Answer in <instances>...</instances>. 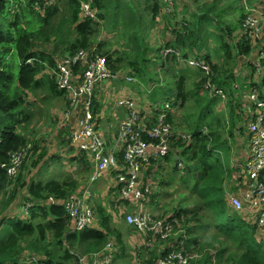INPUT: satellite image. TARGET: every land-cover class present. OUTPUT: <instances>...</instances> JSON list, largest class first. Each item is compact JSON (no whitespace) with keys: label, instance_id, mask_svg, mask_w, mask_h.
<instances>
[{"label":"trees","instance_id":"obj_1","mask_svg":"<svg viewBox=\"0 0 264 264\" xmlns=\"http://www.w3.org/2000/svg\"><path fill=\"white\" fill-rule=\"evenodd\" d=\"M164 1L65 0L60 8L55 4L46 7V0H0V264H80L85 257L102 252L110 242H114L120 251L115 260L127 257L124 234L100 201L95 200L92 204L96 224L80 232L73 231L74 223L65 207L49 203L51 197L65 200L86 187L79 188V181L72 178L37 180L40 169L35 173L30 170L47 157L46 151L31 164L30 174L24 175L26 162L34 160L33 151L38 149L33 137L26 133L27 127L21 128L33 118L29 108L36 101L33 95L47 88L54 95H65L70 108L68 94L59 89L57 78L50 75L49 70H55L58 63L80 50H91L95 46L113 72L125 71L140 82L149 83L145 94L155 104V114H160L159 109H167L173 132L191 136L189 141L176 138L168 157L147 166L148 174L154 178L160 177L162 168L167 166L187 176L182 180L188 192L186 198L174 199L173 203L178 202V206L166 210L161 217L177 219V230L180 226L190 231L192 245L204 253L201 260L191 264H264V228L249 221L247 213L235 212L225 189V183L230 179L243 181L241 173L247 148L245 142L241 143L244 154H240L241 159L237 160L235 137L244 133L246 136L247 126L243 121L257 111V107L246 104L244 98L256 89L259 100L264 102V78L256 66L264 36L257 43L248 36L244 27L248 12L240 0H234V4L228 6L224 4L225 0H204L203 5L192 13L185 9L184 15L191 14V19L184 16L182 22L179 20L175 25L179 29L172 30H169V24L178 18V12L175 11L173 17L164 13V8L175 7L176 2L167 0L165 4ZM84 3L90 4L96 17L82 14ZM248 5L264 11V0H248ZM238 7L244 8L246 14L227 24V12L232 11L236 16ZM185 19L188 21L184 22ZM159 24L164 25L166 32L173 33L170 38L167 35L164 46L166 51H172L171 56H167L162 48H152L148 41V36L158 30ZM105 29L125 41L123 51L107 49L111 44L98 40ZM232 36L233 39L227 41L226 38ZM236 36L239 40L234 39ZM210 39H213L214 46L209 44ZM52 41L55 43L53 53L42 49ZM153 52L162 59L160 67L165 70V75L184 72L175 80L174 86L165 89L156 77L152 78L155 74L149 68L156 65L155 58L150 56ZM189 59L203 62L210 68L209 73L201 66L190 68ZM74 71L81 77L82 64ZM186 73L188 76H184ZM104 88L116 87L104 84L97 90ZM216 89L223 91L225 99L221 95L214 96ZM125 96L132 97L128 92ZM141 101L145 110L152 109L146 101ZM219 102H226L229 117L216 111ZM187 103H193L196 112L193 108H186ZM102 106L96 101L93 103L96 121ZM147 114L146 111L144 116ZM60 120L64 123L60 135L66 128V135L70 137L73 129L64 122V116ZM100 120L102 118L98 117V123ZM69 137L67 141L58 138L59 143L61 146L70 145L79 153ZM29 145L33 147L29 148ZM14 154L21 155L23 160L17 175L10 177L8 169ZM79 155V161L93 175V161L86 154ZM72 160L76 161L78 157ZM120 162L124 166L122 155ZM180 163L184 165L183 169L179 168ZM48 169L51 171V166ZM115 177L116 173L112 180ZM116 190L112 189L110 195L117 204L129 209L132 204L120 200ZM234 190L239 191L237 187ZM22 193H26L24 206L29 207L25 211L26 217L8 216L7 211ZM150 197L152 195H149L147 205ZM132 230V234L142 240V235ZM210 232H214L212 237L206 235ZM129 238L128 243H132ZM228 242L237 250H233ZM166 249V245L157 241L155 251L148 249L143 253V248L137 249L139 257L136 258L155 263L167 255ZM136 258L133 256V261Z\"/></svg>","mask_w":264,"mask_h":264},{"label":"built area","instance_id":"obj_2","mask_svg":"<svg viewBox=\"0 0 264 264\" xmlns=\"http://www.w3.org/2000/svg\"><path fill=\"white\" fill-rule=\"evenodd\" d=\"M58 1L46 0V7L53 6ZM246 10L248 15L244 27L248 36L257 43L256 41L264 36V11L249 5L246 6ZM81 12L85 17H96L89 3L82 4ZM258 52L260 56L256 66L259 75L264 78V43L261 44ZM187 62L190 66L196 64L194 68L201 66L207 73L210 71L208 66L197 59H189ZM79 64L84 68L81 77L76 76L74 71ZM53 71L59 89L66 92L71 101L70 109L64 115V122L69 123V117H72L70 123L73 122L71 126L73 131L70 139L75 145L73 147L79 153L88 155L94 163V173L90 177L91 184L99 179H110L111 184L114 185L112 189H117L119 199L132 204L134 211L126 217V223L142 235V245L154 249V243L161 241L167 247V255L158 262L142 261L136 258L139 257L137 254L134 256L136 259L133 264H189L201 260L204 253L197 251L194 245L188 244L190 231L180 226L178 231L177 219L157 216L147 205L149 195L154 194V190L158 189L156 178L148 174L147 166L168 157L176 138L189 141L191 136L173 132V127L168 121L167 109H159L160 114H155L151 109L145 110L141 100L123 96L117 98L116 108L125 110L126 117L120 121L116 128L117 132L110 139L107 138L98 123V117L97 121L95 119L93 103L96 101L103 104L101 99L106 98L104 96L106 91L111 89H97L104 84H113L115 80L125 79L127 82H136V79L125 71L113 72L107 59L99 55L97 46L91 50H80L64 59ZM114 89L117 91V88ZM215 95L225 97L223 91L218 89ZM245 99L246 104L257 107L255 115L245 117L246 120L243 121L247 126L245 138L247 132L249 136L242 171L251 183L245 185L244 190L239 189L238 193H227V197L235 211L247 212L249 221L264 228V102L259 100L256 89L247 93ZM166 108L169 106L166 105ZM146 111L148 114L144 116ZM74 117H79L75 119V123ZM154 123L156 126H153ZM32 147L29 145V148ZM120 155L123 156L124 166L120 162ZM22 160L21 155H12L8 169L10 177L17 175ZM179 168L183 169L184 165L180 163ZM115 173L116 177L112 180ZM92 198L94 196L84 189L78 190L65 200L51 197L49 203L65 207L73 220V231L80 232L97 222L91 204ZM115 245L114 242H110L102 252L85 257L80 264H112L118 254Z\"/></svg>","mask_w":264,"mask_h":264},{"label":"rangeland","instance_id":"obj_3","mask_svg":"<svg viewBox=\"0 0 264 264\" xmlns=\"http://www.w3.org/2000/svg\"><path fill=\"white\" fill-rule=\"evenodd\" d=\"M60 1V0H59ZM57 2L55 6H59L60 8L62 7L63 3L65 0H62L61 2ZM204 0H175L176 4L175 7L173 5L167 6L164 8V13H170L175 17L176 14L175 11L178 12V18L176 20L172 21V25L169 24V30L172 29H179L176 28V24L179 23V20L182 22V19L184 16L188 18L189 20L191 19V14H186L184 15V10L188 9L187 13H192L193 11L199 9L203 4ZM241 3L243 2V5L246 6L248 5V0H240ZM167 0L164 1L165 4ZM209 2H212V0H209ZM169 3H171L169 1ZM233 3L234 0H225L224 4L229 5ZM172 4V3H171ZM16 7V6H13ZM227 8V7H226ZM14 11V10H13ZM245 15L246 11L244 8L238 7V11L235 14H232V11H228L226 16V23L227 24H232L235 22L238 16L240 15ZM188 21L187 19L184 20ZM158 30H154L150 35L148 36V41L151 43V47L154 49H160L162 48L165 50L166 55L171 56V53L169 50L166 51L164 48L165 42H167V35L170 38L173 33L171 31L166 32L164 30V25H158ZM206 28H209L207 26ZM213 28V27H212ZM214 29V28H213ZM227 41H231L233 39L232 37L226 38ZM235 40H239V38L236 36L234 37ZM100 42H107L111 44V46L107 49H111L112 51H123L124 50V42L121 37L114 35L113 33H110L109 30L105 29V32L102 31L99 39ZM209 44L214 46L213 39L209 40ZM43 50L47 51L48 53H53L55 50V43L52 41L51 43H48L47 45H43ZM103 50H106V47L103 48ZM153 58H155V66H151L149 68L151 73H154L155 76H152V78H155L159 80V82L164 84V88H170L174 86L175 80L179 77H181L184 72H178L176 75H165L163 71L164 69H161L160 65L162 62V59L158 57L154 52L151 53ZM57 57V56H56ZM194 66H189L190 68H194ZM180 68V66H179ZM50 75H54L53 70H49ZM184 76H188V73H186ZM151 77V75H150ZM190 77V76H189ZM135 78V77H134ZM136 82H127L125 79L121 80H115L113 82L114 86L117 88V91L122 92L121 97L125 96V93L128 92L131 94L132 98L135 100H144L146 101L151 109L152 113H155L153 109H155V104L152 103L147 95L145 94L146 90L145 88L149 85V83H142L140 82L139 79L135 78ZM167 82V83H166ZM190 90L192 89L191 86L189 87ZM152 89V88H151ZM247 92V91H246ZM34 99L36 100L33 102L32 105L29 106V108L32 111L33 118L31 122L28 125H23L21 128L25 129L27 127V134L33 137L34 143L38 145V149L34 150V160L32 161H27L26 162V170L24 171V175H27L29 173V169L31 164H33L35 161L38 160L39 156L44 153L45 151L47 152V157L33 170H30V173H34L39 170V173H37L39 176L37 180H44V182H47L49 180H57V181H64L67 179H76L79 181L80 187L82 186L86 187V190L90 192L94 198L91 199V204H93V201L97 200L100 201L107 210V213L113 217L114 223L118 229L122 231L124 234V242L127 245V257L123 260H114L112 264H131L133 261V256L137 255V249L143 248V253L149 250L155 251L153 248H147L144 247L142 244L143 242L138 238L136 234H132L134 231L132 230L133 228L130 227L126 221L124 222V219H126L127 216H129L133 211L132 205H130L129 209H125L124 205L117 204V201L113 199V197L110 195V191H112V188L114 185L111 184V181L109 179H99L96 183L91 184L89 181L90 175H91V170L87 169V167L79 161V158H81V155L77 153L70 145H65L61 146L59 143V139H64L68 140L69 135H66V128L63 130L62 135L61 134V129L60 127L64 124L60 119L66 114V112L70 109L69 105H67L68 100L65 95H54L52 92L47 90V88H42L39 90L37 95H33ZM106 98H102V103L103 108L106 107L105 113L106 117H103L102 120L99 121L101 122L100 126L101 129L103 130L104 134L110 139L116 132V128L119 126L120 121H122L126 116L121 114L122 110L116 109L117 104V96L112 93L111 91L107 90L106 91ZM217 96L218 95H214ZM216 97V98H217ZM225 99V97H223ZM237 99V96H235ZM235 99V100H236ZM244 101L246 99L244 98ZM142 102V101H141ZM164 100L161 101V105H163ZM235 103V101H233ZM164 107V106H163ZM162 107V108H163ZM193 108V112H196V108L194 107L193 103H187L186 108ZM225 109H224V108ZM184 112L185 109H182ZM216 111L219 113H222L226 117L228 116V108L226 105V102H219V105L216 107ZM98 112V111H97ZM114 112L115 115L120 114L121 117H112V113ZM176 111L174 110V113ZM94 114V111H93ZM177 117H179V113L175 114ZM229 117V116H228ZM79 117H74V123L75 119ZM72 117H69V120L71 121ZM100 119V117H99ZM118 119V120H116ZM68 123V126H72V123ZM75 125V124H74ZM76 127V125H75ZM225 131L226 127H225ZM241 136V135H240ZM237 136L235 137V142L236 145H234V152L235 155L237 156L236 159L240 160L241 156L240 154H244V147L240 149L241 143L245 142V145L247 147V141H248V136L249 133L247 132V137L245 138V133L243 136ZM70 138V137H69ZM72 143V142H71ZM239 147V148H238ZM71 148L73 151H71ZM66 157H65V156ZM58 156L59 159H54V157ZM78 157V160L74 161L72 159H75ZM235 161V159H234ZM51 166V171L48 169ZM48 169V170H47ZM46 172L48 175H46ZM29 173V174H30ZM28 174V175H29ZM241 174H244V171H242ZM187 177L185 174H182V172L175 171L172 169V167L167 166L165 168H162V171L160 172V177L156 178V181L158 183L156 190H154V194H152V197L149 198L150 202L148 204V208L154 212L155 215H164L166 214V210H171V208H176L178 206L177 203H173L174 199H177L179 196L180 199L186 198L187 191L183 187L184 178ZM237 181L233 182L232 179L227 181L225 183V189L227 193H234L235 190L234 188L237 187V190H244L245 185H248L251 183L246 179V177L243 175V181L240 182ZM165 183V184H164ZM232 184V187H231ZM112 194V193H111ZM26 193H22L19 198L12 204V206L9 208L7 211L8 216H19V217H26L25 211L26 207L24 206L26 201H25ZM155 198V202L153 203V198ZM188 202V201H187ZM120 205V206H117ZM116 206V207H115ZM190 207V206H189ZM235 211V210H234ZM242 212H245L243 210L240 211H235L238 212L239 214ZM247 213V212H245ZM123 215V216H121ZM124 217V219H123ZM126 223V224H125ZM127 226V227H126ZM131 232L129 235H127V232ZM179 231V230H178ZM214 232H210L206 235L209 237L213 236ZM130 237V238H129ZM128 238L130 241L133 240L132 243H128ZM134 238V239H131ZM144 241H146L144 239ZM146 243V242H145ZM232 244L231 242H228ZM188 244L192 245V237L191 233H189V239H188ZM134 245L136 248H134ZM233 250H237V248L232 244L231 247ZM117 252H120L117 248ZM150 255V254H149ZM148 255V256H149ZM233 255V254H232ZM197 262V260H196ZM191 264V263H189Z\"/></svg>","mask_w":264,"mask_h":264},{"label":"crops","instance_id":"obj_4","mask_svg":"<svg viewBox=\"0 0 264 264\" xmlns=\"http://www.w3.org/2000/svg\"><path fill=\"white\" fill-rule=\"evenodd\" d=\"M111 92L114 93V94L117 96V98H120V97H121V94H122V93H121L120 91L118 92V91H116V89H111ZM115 109H117V108H115ZM115 109H114V110H115ZM105 110H106V107L103 108V106H102L101 110H99V112H98V117H106ZM125 112H126L125 110H122V111H121V114H122V115H126ZM112 114H113L112 117H121L120 114L115 115L114 112H113ZM116 120H118V119H116ZM106 137H107V136H106ZM107 138H108V137H107ZM126 227H127V226H126ZM130 233H131V232H128L127 235H129Z\"/></svg>","mask_w":264,"mask_h":264},{"label":"clouds","instance_id":"obj_5","mask_svg":"<svg viewBox=\"0 0 264 264\" xmlns=\"http://www.w3.org/2000/svg\"><path fill=\"white\" fill-rule=\"evenodd\" d=\"M195 246V245H194Z\"/></svg>","mask_w":264,"mask_h":264}]
</instances>
